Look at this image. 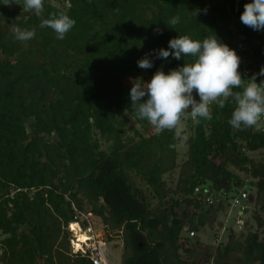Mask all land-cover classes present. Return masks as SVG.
<instances>
[{"label":"trees","instance_id":"obj_1","mask_svg":"<svg viewBox=\"0 0 264 264\" xmlns=\"http://www.w3.org/2000/svg\"><path fill=\"white\" fill-rule=\"evenodd\" d=\"M5 2L0 0V264H91L70 251L66 227L77 212L99 218L107 237L120 235L121 264H264V160L248 155L264 150V130L233 129L229 100L223 108L211 105V120H187V141L175 130L157 134L134 115L131 89L123 84L150 82L157 70L167 74L183 66L190 58L157 59L154 53L168 50L180 35H215L235 52L241 42L248 49L243 66L260 68L264 30L240 20L252 0H67L71 7L66 0H43L39 17L23 10L24 0ZM60 12L76 21L63 40L39 26ZM176 16L180 21L171 28ZM12 24L35 29V37L15 40ZM146 54L153 67L141 69L137 61ZM132 120L138 128L129 137L125 128ZM181 144L186 159L178 163ZM204 186L212 205L194 193ZM240 190L250 193L253 209L242 232L228 227L218 245L183 236L212 225Z\"/></svg>","mask_w":264,"mask_h":264},{"label":"clouds","instance_id":"obj_2","mask_svg":"<svg viewBox=\"0 0 264 264\" xmlns=\"http://www.w3.org/2000/svg\"><path fill=\"white\" fill-rule=\"evenodd\" d=\"M12 3L15 0H6L4 5ZM66 7H71L67 0ZM23 10L39 17L44 12V2L24 0ZM240 20L255 31L264 30V0L246 3ZM179 21L180 17L176 16L168 23L175 28ZM75 23L69 15L60 12L50 14L39 26L52 29L57 39L63 40ZM11 30L14 39L20 42L29 41L36 35L35 29L21 28L16 24L11 25ZM154 53L157 59L169 56L177 60L190 58L183 66L167 74L162 69L157 70L148 83L139 79L132 81L130 99L134 115L139 120H147L157 134L175 130L177 138L187 141V135L181 137L183 120L190 118L194 124H199L201 119L211 120V105L223 108L229 100L235 105L228 121L233 129L259 126L264 122V80L258 84L256 76L243 79L239 72L241 58L215 35L206 36L203 40L180 35L169 41L168 50H154ZM149 55L137 61L138 67H153ZM259 75L264 76V68ZM194 91L199 100L194 97Z\"/></svg>","mask_w":264,"mask_h":264},{"label":"built area","instance_id":"obj_3","mask_svg":"<svg viewBox=\"0 0 264 264\" xmlns=\"http://www.w3.org/2000/svg\"><path fill=\"white\" fill-rule=\"evenodd\" d=\"M247 50L243 43L236 42V53L241 58L239 72L242 78L246 80L256 76V82L259 84L264 80L259 75L261 69L264 68V63L258 69L243 66L242 60ZM193 95L197 99L195 91ZM187 120L192 121L190 118ZM208 192L209 190L206 186L197 187L194 190L195 194L204 196L203 201L207 205H212L214 200L207 195ZM249 201H251L250 193L244 190H240L228 200L225 216L227 218L232 209L236 210L234 224L229 226L234 228L236 232H242L245 228L246 220L249 219L252 210V205ZM92 215V213L77 212L76 220L67 225L66 229L69 233L68 241L71 253L79 257L88 258L91 264H121L122 244L110 241L104 235L103 230L95 229ZM226 228L222 225L220 228L221 233L219 236H216L213 245H218L223 241V233L226 231ZM183 236L192 239L195 237V232L184 233ZM206 264L214 263L210 261Z\"/></svg>","mask_w":264,"mask_h":264},{"label":"rangeland","instance_id":"obj_4","mask_svg":"<svg viewBox=\"0 0 264 264\" xmlns=\"http://www.w3.org/2000/svg\"><path fill=\"white\" fill-rule=\"evenodd\" d=\"M237 20H233L231 28L233 29V31H235V26L237 25ZM239 40V39H237ZM140 80V79H139ZM132 81L133 79H124L123 84L125 87L130 88L132 87ZM144 83H148V81H143ZM186 120H183V130L184 131V135H188L190 134V131L188 130L187 126H186ZM137 124L132 120L130 122V124L125 128V135L126 136H133V129L134 128H138L136 126ZM258 129H263L264 130V123L260 124L259 126H256ZM107 144L106 143H102V148L106 149ZM177 162L181 163L182 161H184L186 159V146L184 144H181L177 147ZM254 161H263L264 160V150L261 151H257L254 153H249L248 154ZM233 170V169H232ZM241 179L243 180H250L251 178L246 176L243 173L237 172L235 170H233ZM163 179L169 183V178L167 175H165L163 177ZM136 183L141 186V187H145L143 183H141L140 181H138V179L135 180ZM154 203V202H153ZM253 210V209H252ZM87 213H91V212H87ZM235 216H236V210L232 209L228 215V217L226 218L225 214L223 213H218L216 216V221L212 224V225H207L204 228H201L198 233L195 234V238H197L202 244L205 245H213L214 240L216 238V236H219V234L221 233V230L219 229V224L220 225H224L225 227H229L232 226L234 224V220H235ZM94 220V227L97 230H103L102 228V223L101 220L97 217H95L94 215L91 216ZM254 226V225H253ZM227 228L226 231L223 233V242L226 241L227 239ZM104 232V231H103ZM104 235L106 236L105 232ZM109 238V237H108ZM110 241L112 242H118L119 244H122V239L120 237V235H111V237L109 238ZM123 249V248H122Z\"/></svg>","mask_w":264,"mask_h":264},{"label":"water","instance_id":"obj_5","mask_svg":"<svg viewBox=\"0 0 264 264\" xmlns=\"http://www.w3.org/2000/svg\"><path fill=\"white\" fill-rule=\"evenodd\" d=\"M238 5H239V2L236 1V3H235V10H236V11H237V9H238Z\"/></svg>","mask_w":264,"mask_h":264}]
</instances>
